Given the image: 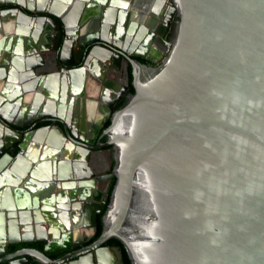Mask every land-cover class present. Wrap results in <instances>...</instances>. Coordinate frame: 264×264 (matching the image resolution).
<instances>
[{
  "label": "water",
  "instance_id": "obj_1",
  "mask_svg": "<svg viewBox=\"0 0 264 264\" xmlns=\"http://www.w3.org/2000/svg\"><path fill=\"white\" fill-rule=\"evenodd\" d=\"M169 1L181 20L164 61L148 67L133 60L140 56L125 38L101 37L120 4L104 1L114 13L93 25L73 0L39 8L0 0V264H125L120 247L105 246L110 239L131 264H264V0ZM10 32L28 37L20 58L1 55ZM75 42L78 59H67ZM98 54L123 63L127 85L133 67L135 89L111 115L102 147L74 110L84 66ZM54 58L64 82L51 74ZM22 104L27 120L16 117ZM107 147L114 166L103 178L116 177L110 196L67 184L92 177L90 152ZM108 201L89 253L57 258L71 249L65 236L97 232ZM35 242L42 251H10Z\"/></svg>",
  "mask_w": 264,
  "mask_h": 264
},
{
  "label": "flooded vegetation",
  "instance_id": "obj_2",
  "mask_svg": "<svg viewBox=\"0 0 264 264\" xmlns=\"http://www.w3.org/2000/svg\"><path fill=\"white\" fill-rule=\"evenodd\" d=\"M107 1L110 5L120 4L119 12L116 16L113 17L114 23L111 24L109 32H104L101 34V37L109 39L113 42L118 41L117 38H125L121 43L123 46H126L132 53L138 54L140 58L133 59L134 61L140 62L142 65L148 67H157L159 66L164 59L166 58L167 53L169 52L170 44L175 37L176 27L178 22L181 20L178 12L173 10L171 1L169 0H73V9L83 10L82 13L86 16L93 18V25L98 20L100 22L101 18H108L109 14H113L112 11H106L103 3ZM82 2V6H81ZM35 7V3H33ZM117 6V7H118ZM121 6L123 7L121 9ZM36 8V7H35ZM113 22V21H112ZM103 23V22H101ZM96 24V23H95ZM3 25L14 26L13 23H2ZM75 28L71 31L72 36L75 37L77 27L73 24ZM22 27V26H20ZM33 27V26H32ZM12 29H15L14 27ZM11 29V30H12ZM13 31V30H12ZM15 31V30H14ZM78 31V30H77ZM108 33V34H107ZM32 36V35H31ZM94 36V34H93ZM33 37V36H32ZM96 37V36H94ZM93 37V38H94ZM31 39V37H30ZM74 39V38H73ZM53 43V40L50 41ZM120 42V41H119ZM74 43V46L67 45L65 48V57L67 59L77 60L79 52V47ZM53 45V44H52ZM53 71L51 74L55 75L59 82H64L65 73L61 71L63 68L59 63L57 58L53 60ZM86 60L83 59V64ZM114 57H111L110 60L104 55H97L93 57L92 60H89L84 66V76L85 83L83 84L82 98L79 100V104L74 107L75 113L81 116L79 117L78 122L80 128L86 131V137L91 141H95L94 146L102 147L103 144L107 143L108 138L104 136V131L110 125L111 115L116 112L122 104L125 102V99L128 98L131 94L135 92L133 82H134V68L130 67V76L129 84L127 85L124 78L123 72V63H118V68L114 67ZM83 66V65H82ZM83 68V67H82ZM10 72V71H9ZM134 89L132 93L131 89ZM36 96V94H34ZM48 101H43L44 107H49ZM25 104V103H24ZM78 110V111H76ZM30 114V112H28ZM26 112L25 106H19L16 111V117L27 120L29 114ZM74 113V114H75ZM99 122V127L95 126ZM52 123H42L36 125L33 129L26 131L35 132L42 127L50 126ZM69 145V144H68ZM76 150V149H74ZM10 153L15 157L20 149L18 145L15 148H9ZM77 151V150H76ZM90 170L94 173L92 177L87 179L80 180H71L67 181V184L76 185V190L81 194V191L91 193L92 196L97 197L102 195V200H104L105 195L109 194L110 187L113 181H116V177L109 184L108 181L103 178L112 173L111 166H114V150L112 147L101 148L98 151H91L88 158ZM85 167L82 169L84 172ZM85 174L88 173V169L85 170ZM116 184V183H115ZM106 186L108 190L105 191ZM89 189V191H88ZM75 190V191H76ZM105 191V192H104ZM48 193V192H47ZM51 194V193H50ZM49 194V195H50ZM50 198V196H48ZM79 198L76 201L70 200L69 207L72 209L74 204H79ZM109 201L104 205L108 206ZM66 205V203H65ZM84 208V207H83ZM81 208V209H83ZM104 213V210H103ZM100 216V215H99ZM98 216V220H99ZM103 225V224H102ZM97 232H98V222H97ZM97 232H91L87 237L77 238L78 234H74L71 237L65 236L61 238V241L64 242V247L71 248L67 252H63L59 257H70L75 254L87 255L89 252L84 254L85 249L91 246L97 239ZM112 240V239H110ZM109 240V241H110ZM108 241V242H109ZM105 243L107 247H119L118 245ZM38 247H19L15 251H10L11 253L22 250V249H37L43 250ZM33 244V243H27ZM22 245V244H21ZM79 245L77 248L75 246ZM20 246V245H19ZM55 259V258H54ZM69 264L71 262H68ZM33 264H37L33 261ZM104 264V263H103ZM106 264H108L106 262Z\"/></svg>",
  "mask_w": 264,
  "mask_h": 264
},
{
  "label": "crops",
  "instance_id": "obj_3",
  "mask_svg": "<svg viewBox=\"0 0 264 264\" xmlns=\"http://www.w3.org/2000/svg\"><path fill=\"white\" fill-rule=\"evenodd\" d=\"M25 1H26V4H28V3L29 4H33V3H35V7L36 8L42 7V4H43V0H25ZM2 23H3V21L1 22V24ZM8 27H9L10 30L13 28L11 25H8ZM12 30H14V29H12ZM35 32H36L35 29L32 30L31 31V35L33 36L35 34ZM38 34L39 33H36L35 36L38 35ZM4 35L5 34H3V37H4ZM32 36H30V37H32ZM6 37L7 38H12V41L10 39H8L5 42V47L1 49V55L7 54L10 58H12V57L20 58L21 55H23V52H24L21 49L20 46H23L24 45L25 41L28 40V37L25 38V39H23V38H20L21 36H19L17 38V35H15L14 33H11V32ZM6 37H4V38H6ZM6 47L11 48V50L10 51L9 50L6 51L5 50ZM0 62H1L0 64L2 65V61L1 60H0ZM10 68H12V67L10 66ZM41 106H44V105H41ZM43 109H45V107Z\"/></svg>",
  "mask_w": 264,
  "mask_h": 264
},
{
  "label": "trees",
  "instance_id": "obj_4",
  "mask_svg": "<svg viewBox=\"0 0 264 264\" xmlns=\"http://www.w3.org/2000/svg\"><path fill=\"white\" fill-rule=\"evenodd\" d=\"M131 90H132V93H133L134 92V89L132 88ZM115 183H116V181L115 182L113 181V183H112V185L110 187V190H109V194L112 193L113 188L115 186ZM106 209H107V206L104 207V212L106 211ZM103 214L104 213H102L99 216V220H98V232L96 234V237H99L101 235V233H102V229H103L102 217H103ZM108 243L109 244L118 245L121 248V250H122V255H123V259H124L125 264H131V261L129 259V256H128V254H127L124 246L122 245V243L119 240L112 239ZM22 246L23 247H31V246H34V247H38L39 249H42V245L40 243H33V244H22L20 246L19 245H14V246L11 247V251H15L17 248L22 247Z\"/></svg>",
  "mask_w": 264,
  "mask_h": 264
},
{
  "label": "bare ground",
  "instance_id": "obj_5",
  "mask_svg": "<svg viewBox=\"0 0 264 264\" xmlns=\"http://www.w3.org/2000/svg\"><path fill=\"white\" fill-rule=\"evenodd\" d=\"M31 5H33V4H29V6H31ZM33 6H34V5H33ZM98 55H100V54H98ZM48 108H49V107H45V109H44V110H45V111H47V110H48ZM51 208H52V207H51Z\"/></svg>",
  "mask_w": 264,
  "mask_h": 264
}]
</instances>
